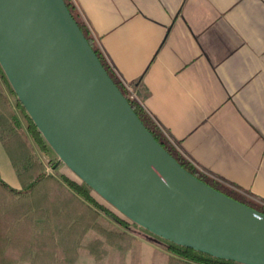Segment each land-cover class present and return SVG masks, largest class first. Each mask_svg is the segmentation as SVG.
I'll list each match as a JSON object with an SVG mask.
<instances>
[{
	"label": "water",
	"instance_id": "water-1",
	"mask_svg": "<svg viewBox=\"0 0 264 264\" xmlns=\"http://www.w3.org/2000/svg\"><path fill=\"white\" fill-rule=\"evenodd\" d=\"M0 66L57 158L153 239L264 264V213L193 175L156 140L64 0H0Z\"/></svg>",
	"mask_w": 264,
	"mask_h": 264
},
{
	"label": "crops",
	"instance_id": "crops-1",
	"mask_svg": "<svg viewBox=\"0 0 264 264\" xmlns=\"http://www.w3.org/2000/svg\"><path fill=\"white\" fill-rule=\"evenodd\" d=\"M71 1L176 149L264 202V0ZM12 118L16 135L0 133V178L10 187L0 184V221L8 231L11 210L43 163L40 151L39 162L32 158L28 143L36 147L16 103Z\"/></svg>",
	"mask_w": 264,
	"mask_h": 264
},
{
	"label": "rangeland",
	"instance_id": "rangeland-1",
	"mask_svg": "<svg viewBox=\"0 0 264 264\" xmlns=\"http://www.w3.org/2000/svg\"><path fill=\"white\" fill-rule=\"evenodd\" d=\"M2 92L0 133L8 139L19 130L12 118L16 96L4 85ZM28 148L39 162L34 153L39 150L29 143ZM41 158L37 185L23 193L11 210L9 240L2 246L5 254L0 264H85L87 259L88 264H194L172 254L164 239H153L132 221L121 225L79 196L58 176L59 170H66L62 160L50 163ZM98 215L124 234L102 226Z\"/></svg>",
	"mask_w": 264,
	"mask_h": 264
},
{
	"label": "trees",
	"instance_id": "trees-1",
	"mask_svg": "<svg viewBox=\"0 0 264 264\" xmlns=\"http://www.w3.org/2000/svg\"><path fill=\"white\" fill-rule=\"evenodd\" d=\"M65 4L67 5L70 13L72 14L73 18L79 25L81 31L85 35L86 39L90 43L93 50L96 52L97 56L99 57L102 65L106 69L107 73L120 89V91L126 96L129 103L131 104L132 108L136 112L137 116L143 122V124L148 128V130L153 134L156 140L189 172L193 175L198 177L199 179L203 180L207 184L211 185L215 189L231 196L232 198L251 206L261 212L264 213V202L259 201L249 195L245 194L241 190H238L213 176H210L200 169H198L194 164H192L189 160H187L175 147V145L170 141V139L164 134V132L159 128V126L153 121V119L149 116V114L143 109L140 103L134 99H131L128 96L127 90L119 79L115 71L112 69L111 65L107 61L103 51L101 50L100 46L86 27L85 23L83 22L80 14L76 10L74 4L71 0H64ZM0 93L2 94L3 85L8 87L10 91L13 93V90L0 66ZM3 84V85H2ZM14 94V93H13ZM16 106L20 109L22 116L25 120V126L29 136L32 138L36 149H39L41 152L47 155L50 163H54V159L57 158L55 151L52 147L48 144L46 139L43 137L42 133L38 130L32 119L27 114L25 108L22 106L21 102L16 99ZM66 170H59L58 176L59 178L64 181L73 191H75L79 196L84 198L87 202L100 207L106 214L110 215L113 219L117 220L121 225L125 226L127 223H130L131 220L122 214L119 210H117L112 204L106 201L103 197H101L97 192H95L90 186H88L77 174H75L68 166H65ZM39 181L38 177H35L30 185L28 186V190L32 189L37 185ZM0 184L5 187L6 189H10V187L0 178ZM17 193V192H16ZM113 215H112V214ZM105 219V218H104ZM107 228L111 231L124 234L123 230L120 227L115 226L113 223L109 222L106 219ZM9 240L8 236V229L5 227L4 223L0 221V258L2 255L5 254V248L2 246ZM168 245V250L184 259L187 262L194 263V264H241L235 262L230 259L218 258L214 257L210 254L194 250L190 247L182 246L171 241L165 240ZM18 255V254H17ZM16 255V256H17Z\"/></svg>",
	"mask_w": 264,
	"mask_h": 264
},
{
	"label": "built area",
	"instance_id": "built-area-1",
	"mask_svg": "<svg viewBox=\"0 0 264 264\" xmlns=\"http://www.w3.org/2000/svg\"><path fill=\"white\" fill-rule=\"evenodd\" d=\"M122 83L124 84V86H125V88L127 90L128 96L131 99L138 100L139 99L138 95L136 94V92L133 89L132 85L129 82H125V81H122Z\"/></svg>",
	"mask_w": 264,
	"mask_h": 264
}]
</instances>
